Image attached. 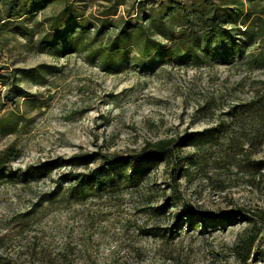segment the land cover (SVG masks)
I'll return each mask as SVG.
<instances>
[{"label": "rangeland", "instance_id": "obj_1", "mask_svg": "<svg viewBox=\"0 0 264 264\" xmlns=\"http://www.w3.org/2000/svg\"><path fill=\"white\" fill-rule=\"evenodd\" d=\"M67 1L86 18L113 6ZM173 1L189 6L196 0H126L110 17H132L138 3L144 12ZM57 9L50 5L36 21L44 23ZM35 42L0 38L1 74L22 91L6 99L7 86L0 85V117L12 112L18 121L13 132L0 130V152L11 147L13 172L44 163L53 168L35 181L0 182L1 258L11 264H264V168L257 169L264 167V41L245 46L231 62L162 60L146 70L132 62L102 68L83 54L59 56ZM219 125L225 130L216 142L174 149L183 160L175 180L173 159L137 187L81 203L42 198L60 174L87 173L100 163L70 166L75 155H129L147 143ZM197 213L218 222L191 228L185 220ZM250 217L260 240L244 263L234 246L252 229Z\"/></svg>", "mask_w": 264, "mask_h": 264}, {"label": "trees", "instance_id": "obj_2", "mask_svg": "<svg viewBox=\"0 0 264 264\" xmlns=\"http://www.w3.org/2000/svg\"><path fill=\"white\" fill-rule=\"evenodd\" d=\"M108 1L113 3L111 11L101 12L96 18H86L67 0H0V38L4 35L22 37L32 46L36 41L38 49L59 56L80 53L87 61L106 69L116 67L120 62H132L133 66L145 70L162 60L187 66L207 65L211 61L231 62L234 58H242L245 46L264 41V0H196L189 6L173 1L167 8L144 12V4L138 3L134 16L119 19L110 15L116 14L117 7L126 0ZM50 5H57L58 9L37 28L41 25L36 21L38 14ZM1 70L2 67L0 85L7 86L3 96L12 99L22 91L8 75L1 74ZM22 73L26 75L27 71ZM17 122L16 115L9 112L0 117V130L13 132ZM223 130L224 125H219L177 139L147 143L129 155H75L67 161L70 166L87 168L96 160L100 163L87 173L60 174L54 181L55 190L42 198L81 203L88 197L137 187L161 162L174 160L177 163L171 167L170 177L175 180L181 174L182 158L174 156V149L185 142L194 146L216 142ZM11 150L10 147L0 152V182L20 183L50 176L52 163L11 171L7 167L12 158ZM260 166L257 169L264 168ZM155 210L159 211L158 208ZM230 219L225 220L228 223ZM247 220L252 222V229L241 243L234 246L237 257L244 263L254 256L260 240V228H256L255 219L250 217ZM185 221L189 227L202 231L216 225L218 218L208 219L197 213ZM0 264L11 263L0 257Z\"/></svg>", "mask_w": 264, "mask_h": 264}]
</instances>
